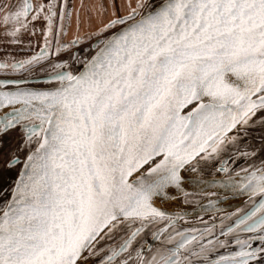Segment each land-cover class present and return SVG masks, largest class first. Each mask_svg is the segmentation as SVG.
Listing matches in <instances>:
<instances>
[{
	"label": "snow or ice",
	"instance_id": "6c2138e0",
	"mask_svg": "<svg viewBox=\"0 0 264 264\" xmlns=\"http://www.w3.org/2000/svg\"><path fill=\"white\" fill-rule=\"evenodd\" d=\"M0 264H264V0H0Z\"/></svg>",
	"mask_w": 264,
	"mask_h": 264
},
{
	"label": "flooded vegetation",
	"instance_id": "af4514ba",
	"mask_svg": "<svg viewBox=\"0 0 264 264\" xmlns=\"http://www.w3.org/2000/svg\"><path fill=\"white\" fill-rule=\"evenodd\" d=\"M84 2L87 4V3L92 2V0H84ZM74 3L79 4L80 0H74Z\"/></svg>",
	"mask_w": 264,
	"mask_h": 264
}]
</instances>
